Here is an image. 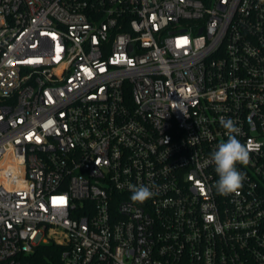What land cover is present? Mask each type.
I'll return each instance as SVG.
<instances>
[{
	"label": "built area",
	"instance_id": "obj_1",
	"mask_svg": "<svg viewBox=\"0 0 264 264\" xmlns=\"http://www.w3.org/2000/svg\"><path fill=\"white\" fill-rule=\"evenodd\" d=\"M221 117L251 145L229 195ZM47 244L64 264H264V0H0V264Z\"/></svg>",
	"mask_w": 264,
	"mask_h": 264
},
{
	"label": "clouds",
	"instance_id": "obj_2",
	"mask_svg": "<svg viewBox=\"0 0 264 264\" xmlns=\"http://www.w3.org/2000/svg\"><path fill=\"white\" fill-rule=\"evenodd\" d=\"M221 126L226 130L227 140L218 145L217 150L210 154L209 162L214 164L218 175L214 188L219 195L236 193L243 184L245 176L237 169V164L247 165L250 159L251 145L242 144L236 135L239 128L231 118H220ZM134 202L143 203L154 195L148 186L129 185Z\"/></svg>",
	"mask_w": 264,
	"mask_h": 264
},
{
	"label": "trees",
	"instance_id": "obj_3",
	"mask_svg": "<svg viewBox=\"0 0 264 264\" xmlns=\"http://www.w3.org/2000/svg\"><path fill=\"white\" fill-rule=\"evenodd\" d=\"M61 246L40 245L31 256V264H64L61 259Z\"/></svg>",
	"mask_w": 264,
	"mask_h": 264
}]
</instances>
